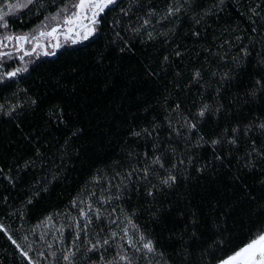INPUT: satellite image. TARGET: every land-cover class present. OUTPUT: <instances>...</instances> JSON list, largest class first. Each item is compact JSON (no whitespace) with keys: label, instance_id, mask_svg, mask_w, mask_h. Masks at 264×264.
I'll return each instance as SVG.
<instances>
[{"label":"trees","instance_id":"16d2710c","mask_svg":"<svg viewBox=\"0 0 264 264\" xmlns=\"http://www.w3.org/2000/svg\"><path fill=\"white\" fill-rule=\"evenodd\" d=\"M76 2L0 28V73L26 68L0 77V264H219L264 234V0H114L21 61Z\"/></svg>","mask_w":264,"mask_h":264},{"label":"snow or ice","instance_id":"6c2138e0","mask_svg":"<svg viewBox=\"0 0 264 264\" xmlns=\"http://www.w3.org/2000/svg\"><path fill=\"white\" fill-rule=\"evenodd\" d=\"M55 2V0H53ZM114 0H78V3H73L71 8L76 9L75 11H71L69 7H60L54 14L50 15L51 21H56V25L51 28L49 32H40V36L43 37L45 35L58 39L57 33L61 30V24L59 21L63 20V35L65 40L72 39L73 35L79 39H88L90 33L95 31L93 27L98 23V16L100 13L104 11L105 8L109 6V4L113 3ZM41 4V0H24L22 3H9L6 5L7 11L0 9V28H7L8 22L5 20V17L10 15L13 10H19L23 8H28L30 5ZM169 14H172L171 12ZM48 19V18H46ZM84 21H88V23H84ZM13 38L11 36L5 37V40L11 41ZM27 38L24 36L16 37V40L19 42L25 41ZM73 43L77 42L76 39L72 40ZM53 48H59L60 44L56 43L51 45ZM8 45L6 43L0 42V48H6ZM42 47L39 43H37L31 51H26L22 47H18L16 51L23 52V55L19 57L21 61L24 60L25 56H30L36 52L37 48ZM47 51L44 52V55H49ZM54 54V53H53ZM11 57V52H3L0 51V57ZM26 71V68H16L13 71H9L7 73H0V77L6 76L7 78L15 77L19 72ZM198 75V74H197ZM199 115H204V110H202ZM194 127V125H193ZM264 127V125H262ZM215 143V142H214ZM158 162V161H156ZM170 179L174 180V177H170ZM164 183H168L167 180ZM91 205H89V209ZM81 214L86 216L87 213L81 211ZM90 222V221H89ZM78 233L76 239L79 240V231H86L87 224L81 228L77 225ZM124 235L127 237V243L129 247L135 248L136 251H141L140 248H137L135 242L132 240L131 236H128L127 229H124ZM116 233H112V237L115 238ZM140 241H144L142 244V248L146 249L148 253H152L154 251L152 242L150 240L145 241V237L143 235L140 236ZM109 244L108 239H104L101 241H96L91 245V247L87 248L86 251H100L105 245ZM51 247V245H50ZM22 255L27 257L26 252H22ZM75 252H69L67 255H63L62 259L64 261H68L69 264H72V258L75 257ZM61 259V258H57ZM101 261H105V257L103 253L100 256ZM120 260H125L127 264H132V261L125 255L120 254ZM106 264H118L116 262H106ZM219 264H264V234L259 235L257 238L252 239L249 243L241 246L234 254L230 255L226 259H223L219 262Z\"/></svg>","mask_w":264,"mask_h":264},{"label":"rangeland","instance_id":"374dc122","mask_svg":"<svg viewBox=\"0 0 264 264\" xmlns=\"http://www.w3.org/2000/svg\"><path fill=\"white\" fill-rule=\"evenodd\" d=\"M76 3H78V0H77V2ZM71 11H73L72 9H70ZM84 23H88V21H84ZM51 31V30H50ZM63 31H64V27H63V23L61 24V30H60V32L59 33H57V37H58V39H56V38H53V37H50V36H47V35H45L42 39H38V42H35V43H39L40 45H42V47H40V48H37V49H42L41 51L44 53L45 51H47L48 53H50L49 55H47V56H51L52 54H53V50L54 49H56V48H53L51 45H54V44H56V43H62L63 41H65V38H64V35H63ZM93 33V32H92ZM92 33H90L89 34V36L92 34ZM88 36V37H89ZM77 37H75L74 35H73V37H72V39L71 40H73V39H76ZM80 40H86V39H80ZM43 47H44V49H43Z\"/></svg>","mask_w":264,"mask_h":264},{"label":"water","instance_id":"95a60500","mask_svg":"<svg viewBox=\"0 0 264 264\" xmlns=\"http://www.w3.org/2000/svg\"><path fill=\"white\" fill-rule=\"evenodd\" d=\"M100 16V15H99ZM57 50L55 51V54H56Z\"/></svg>","mask_w":264,"mask_h":264}]
</instances>
